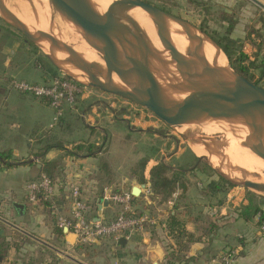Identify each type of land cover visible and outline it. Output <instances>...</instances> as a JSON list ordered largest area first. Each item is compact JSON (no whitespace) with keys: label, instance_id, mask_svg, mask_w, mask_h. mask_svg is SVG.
Segmentation results:
<instances>
[{"label":"crops","instance_id":"crops-1","mask_svg":"<svg viewBox=\"0 0 264 264\" xmlns=\"http://www.w3.org/2000/svg\"><path fill=\"white\" fill-rule=\"evenodd\" d=\"M5 94L6 91H2V95ZM39 102L47 103L44 100ZM105 106L107 112L104 116L98 114V107L94 104L89 106L91 112L83 110L80 118L87 128L84 138L80 137L82 131L72 128L73 135L80 132L78 138L57 140L63 144L64 150L52 149L44 155L42 149L52 144L49 143L53 141L52 136L20 138L14 133L20 125L10 122V116L2 108L0 152L11 153L12 159L0 162V218L46 243L48 246L21 233L51 252L54 261L50 264H217L228 250L236 252V264H264V221L259 215L244 212L251 201L243 195H236L234 190L226 198H221L222 185L218 191L200 197L197 202L186 199L191 192L189 188L187 195L181 198L178 197L180 190L167 200L155 195L150 174L154 167L165 163L158 160L159 154L145 158L144 153H139L134 155L135 164L126 171L114 164L111 156L117 141L132 145L137 142L131 137L133 135H119L116 131L106 133L111 132L108 127L117 125L116 120L129 126L130 111L123 107L119 119L116 112L111 111L115 103ZM76 107H70L72 114H77ZM59 119L56 122L55 116L50 129ZM135 121L143 129L142 133L134 134L143 136L146 126L151 123ZM70 125L71 117L59 122L62 129H70ZM142 163H145L144 167ZM42 174L54 182L55 207L41 201L31 203L28 199L27 186L39 180ZM211 183L218 182L212 180L209 185ZM76 187L80 189L82 201L91 207L88 217L104 221L115 219L121 211L119 206L106 199L108 196L132 194L134 188H139L140 196L132 198L133 211L137 215L149 216L151 222L141 231L121 238L125 240L124 244H120V239L117 242L105 240L91 247L81 246L72 232L62 230V235L56 232L59 230L57 220L70 216L72 190ZM106 201L109 204L104 207ZM256 206L264 211L261 206ZM198 207L203 208L199 213L196 212L200 210ZM174 222L182 225L186 236L177 233ZM6 227L9 226L0 222V232L4 231V236L0 235V252L1 246L8 242ZM58 242H64V249L56 246Z\"/></svg>","mask_w":264,"mask_h":264},{"label":"water","instance_id":"water-1","mask_svg":"<svg viewBox=\"0 0 264 264\" xmlns=\"http://www.w3.org/2000/svg\"><path fill=\"white\" fill-rule=\"evenodd\" d=\"M49 1L56 15L75 29L97 53L100 62L88 60L53 34L27 26L16 13L17 0H0V20L37 47L57 71L74 83L150 112L174 130L188 147L198 145L204 149L206 156L194 154L197 165L206 163L230 185L246 189L264 200V184L225 174V157L217 142L190 129L221 123L240 128L244 132L243 145L264 160V88L239 74L208 34L142 0H114L106 11H100L93 0ZM249 1L264 11L262 1ZM126 9L144 11L170 43H161L158 48L135 41L123 23L122 11ZM53 17L50 30L56 25ZM171 24L191 34L192 54H183L172 46ZM203 42L216 49L217 59L213 62L206 59ZM222 54L227 59L226 66L218 65ZM64 66L80 70L88 82L78 80ZM172 73L175 74L173 78L170 77ZM210 156L220 158L217 167ZM140 194L141 189H133V197ZM108 204L106 201L103 206ZM0 222L48 246L7 220L0 218ZM0 235L4 236V231ZM124 242V239L120 240V244Z\"/></svg>","mask_w":264,"mask_h":264},{"label":"rangeland","instance_id":"rangeland-1","mask_svg":"<svg viewBox=\"0 0 264 264\" xmlns=\"http://www.w3.org/2000/svg\"><path fill=\"white\" fill-rule=\"evenodd\" d=\"M142 1L190 22L196 28L206 31L225 45L233 43L231 49L236 50L235 53L243 52L248 56L245 66L254 63L255 69L250 71V74L255 75L254 82L264 88V77H261L264 73V11L255 4L249 0ZM260 1L264 3V0ZM53 20L54 17L50 15V25ZM237 55L234 54V60L237 59ZM253 59L255 62H252ZM51 74H55V77L58 78L64 77L37 47L28 43L19 32L0 20V111L3 108V112L10 116L9 121L20 125V129L14 132L15 135L21 138L22 136L34 137L36 135L47 137L50 134L53 141L48 138L49 143L55 144L57 140L78 138L80 132L77 131L73 135L72 128H74L82 131L80 137L83 136L84 138L87 128L83 126L80 118L83 110L87 109L88 111L89 106L94 104L98 107L96 110L98 114L104 116L107 112L105 104L115 103L114 109L111 111L116 112L119 119L122 118L123 107L130 111L129 126L122 124L120 120H116L117 125L113 128L108 127L111 132L106 133L109 135L116 131L119 135H133L131 137L135 140L134 142H137V145L117 141L111 156L114 164L121 166L126 171L129 166L135 164L133 162L134 155L144 153L145 158H153L159 154L158 160L164 162L171 170L170 177L174 176V173L180 174V184L184 183L187 190L189 188L191 191L187 195V190L183 191L177 187L176 190H180L178 197L187 195L186 199H190L192 202H197L200 197L212 194L210 181L215 180L219 185L223 184L220 182V177L206 163L197 165L196 153L192 147H188L187 143L174 130L153 114L120 98L100 93L88 87L78 86L82 90V94L77 97L73 104V108L77 105L75 108L77 114H72L71 106L65 102L62 108V117L54 128L50 129L57 111L48 102L46 104L41 103L39 99L17 91L14 85L27 83L47 86L52 83ZM2 91H6V94L2 95ZM70 117V129H62L59 126L60 120H66ZM135 120H140L141 124L151 123L150 126H146L143 136L134 134V132L142 133L143 129L140 124H135ZM9 147L6 146V148ZM141 161L137 167L140 166ZM223 185L221 198H226L231 190H234L236 195H243L247 201H252L254 205L264 208V201L246 189L229 188ZM202 210L201 207L196 212L199 213ZM6 232L8 242H5L4 248L0 252V264H50L54 261L51 252L41 244L38 245L9 227H6ZM56 246L64 249V242H58Z\"/></svg>","mask_w":264,"mask_h":264},{"label":"bare ground","instance_id":"bare-ground-1","mask_svg":"<svg viewBox=\"0 0 264 264\" xmlns=\"http://www.w3.org/2000/svg\"><path fill=\"white\" fill-rule=\"evenodd\" d=\"M93 1L100 11H106L114 0ZM49 2V0H17L16 3L19 7L16 13L30 28L53 34L58 39L74 47L75 50L83 54L88 60L100 62L97 53L88 46L70 24L65 23L56 15L52 5L48 4ZM35 9H37L36 12ZM122 13L125 16L123 23L128 33L138 43L142 45H156L158 48H160L161 43H170L165 33L160 31L141 9H126ZM50 15L56 18L54 30H50ZM171 27L172 46L183 54H192L194 45L191 34L181 30L175 24H171ZM203 51L209 62L217 59L216 49L209 43L203 42ZM218 65H227V59L223 54L218 58ZM64 67L78 80L88 82L87 77L80 70L71 66ZM174 76V73L170 75L172 78ZM115 82L119 83L117 80ZM190 129L217 142L221 153L225 157V174L235 179H244L264 184V160L243 145L244 132L240 128L221 123L207 124ZM191 147L199 157L207 155L200 146L191 145ZM210 160L216 167L220 163L218 156H210Z\"/></svg>","mask_w":264,"mask_h":264},{"label":"built area","instance_id":"built-area-1","mask_svg":"<svg viewBox=\"0 0 264 264\" xmlns=\"http://www.w3.org/2000/svg\"><path fill=\"white\" fill-rule=\"evenodd\" d=\"M14 88L22 94L47 101L56 111V122L62 115L64 103L70 106L76 102L82 90L78 85L63 78H54L47 86L15 84ZM28 199L31 203L40 201L54 205L55 185L46 174L27 186ZM132 194H113L106 199L121 208L118 216L110 221L89 218L91 207L82 201L79 188L72 190V209L68 218H59L57 226L61 230L72 232L81 246L91 247L105 240L118 241L123 237L141 231L151 219L147 215H137L132 208ZM217 264H236V252L228 250L222 254Z\"/></svg>","mask_w":264,"mask_h":264},{"label":"trees","instance_id":"trees-1","mask_svg":"<svg viewBox=\"0 0 264 264\" xmlns=\"http://www.w3.org/2000/svg\"><path fill=\"white\" fill-rule=\"evenodd\" d=\"M203 32L208 34L206 31H203ZM209 36L218 46H220V48L226 54V56L228 57V59L231 63V66L239 74H241L243 77H245L246 79H248L251 82H254L253 79H254L255 75L250 74V71L255 69L253 66L254 63H251L250 66H245V62L248 60V56L245 55L243 52H238V53L236 52L235 53L236 50L231 49V46L233 43L230 45H225L221 41L214 38L213 36H211V35H209ZM234 54L235 55L238 54L237 59H235V60H234ZM252 62H255V60ZM263 74L264 73H262L261 77H263ZM51 76H52V79L58 78V77H55L56 76L55 74H53V75L51 74ZM63 79L74 83L70 78H68L66 76H64ZM254 83L258 84L257 82H254ZM74 84H76V83H74ZM52 149L64 150V146L60 142H57L55 144H49L42 149L43 155ZM11 159H12L11 153H1L0 152V162L11 160ZM47 165H49V164H47ZM141 165H142V167H144L145 163H142ZM170 172H171V170L167 165L160 163L158 166H156L152 169L151 174H150L151 186H152L153 193L157 196L164 198L165 200H167L168 198H170V196H172V194L176 191L177 187L180 189H183V191L187 190L184 183L180 184L179 177L181 175L178 173H174V176L170 177V175H169ZM220 182H222L224 184L223 185L221 183L224 187L234 188V186L230 185L229 183H227L226 181H224L221 178H220ZM210 189L213 193L215 191H218L220 189L219 183H211ZM262 201H264V200H262ZM41 202L43 203V201H41ZM44 203H47V202H44ZM244 210H245L244 212H252L253 215H259L260 219L262 221H264V211L262 209H260L258 206L254 205L252 203V201L250 202L249 206L244 208ZM172 219H175V218H172ZM173 225H174V227H176V229H178L177 233L179 232V234L181 236H186V234L182 231V225L180 223L174 222ZM56 232L61 234V235L63 234V231L61 229H59V230L57 229ZM3 248H4V245L1 246V250Z\"/></svg>","mask_w":264,"mask_h":264}]
</instances>
